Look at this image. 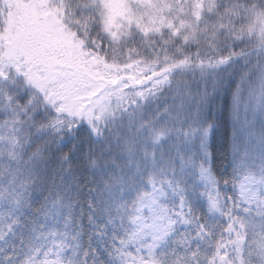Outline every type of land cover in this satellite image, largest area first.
<instances>
[{
  "label": "snow or ice",
  "instance_id": "obj_1",
  "mask_svg": "<svg viewBox=\"0 0 264 264\" xmlns=\"http://www.w3.org/2000/svg\"><path fill=\"white\" fill-rule=\"evenodd\" d=\"M0 264H264V0H0Z\"/></svg>",
  "mask_w": 264,
  "mask_h": 264
},
{
  "label": "trees",
  "instance_id": "obj_2",
  "mask_svg": "<svg viewBox=\"0 0 264 264\" xmlns=\"http://www.w3.org/2000/svg\"><path fill=\"white\" fill-rule=\"evenodd\" d=\"M222 119L223 123L213 129L210 141V150L217 155L218 159L223 152V145L231 134V122L227 119L226 115Z\"/></svg>",
  "mask_w": 264,
  "mask_h": 264
},
{
  "label": "rangeland",
  "instance_id": "obj_3",
  "mask_svg": "<svg viewBox=\"0 0 264 264\" xmlns=\"http://www.w3.org/2000/svg\"><path fill=\"white\" fill-rule=\"evenodd\" d=\"M211 136V135H210ZM209 141H210V138H209Z\"/></svg>",
  "mask_w": 264,
  "mask_h": 264
}]
</instances>
